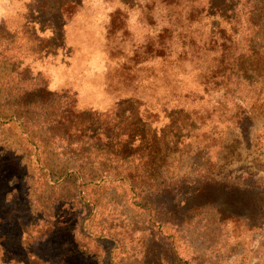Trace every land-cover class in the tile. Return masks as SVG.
Returning a JSON list of instances; mask_svg holds the SVG:
<instances>
[{"label":"rangeland","instance_id":"obj_1","mask_svg":"<svg viewBox=\"0 0 264 264\" xmlns=\"http://www.w3.org/2000/svg\"><path fill=\"white\" fill-rule=\"evenodd\" d=\"M212 2L228 28L235 0ZM179 11L86 0L64 22L55 3L0 0V264H264V92L227 74L220 89L208 69L226 56L210 52L208 22L188 35ZM247 35L236 40L245 59ZM73 109L109 141L73 134L71 145L45 127ZM236 110L246 127L232 124ZM78 165L86 176L147 173L154 189L215 181L249 191L256 208L251 223L223 222L216 206L175 220L151 195L143 211L122 185L85 200L57 181Z\"/></svg>","mask_w":264,"mask_h":264},{"label":"trees","instance_id":"obj_2","mask_svg":"<svg viewBox=\"0 0 264 264\" xmlns=\"http://www.w3.org/2000/svg\"><path fill=\"white\" fill-rule=\"evenodd\" d=\"M43 1L55 3L57 12L60 13L64 22H67V18L72 17L77 11L82 9L86 0ZM162 1L165 6H170L174 9L180 7V11L176 13L187 17L188 35L192 34L191 29L194 25L202 23L200 28H204V22H208L210 28L209 30L207 28V43L210 52H215L220 49L221 56H226L220 58V62L216 59H212L213 64L208 70H211V73L215 74L214 79H221L219 75L227 74L229 75L228 79L233 77L237 82H242L250 87H256L261 93L264 92V58L259 55L260 50L258 51V49L252 47V44H254L259 45L260 49H262L264 45V3H262V1L235 0L231 9V17L229 20H226V24L229 25L228 28H223L221 23L223 20L220 21V18L215 15L218 13L210 9L209 6L217 8V4L213 3L212 0ZM121 3H124V0H121ZM222 3L223 2H220L218 5H222ZM243 3L251 8L245 15L242 11H239ZM65 15L69 17L65 19ZM221 16H224V14L222 13ZM256 20H259L260 23L257 24ZM243 22H245V24L247 23V26H245V24L242 25ZM248 32L249 35H247L245 39L250 38V40L248 42V53L245 59L242 55V51L237 49L236 40L239 36L241 37V34H247ZM229 54H231V57L228 56ZM222 82L220 89H226L225 80H222ZM260 96L261 94L259 93L258 97ZM72 113L76 115L72 121L62 118L59 121L45 123V127L48 129L51 128L52 125H55L54 128L61 133V135L57 137L62 140L66 139V142L71 145L70 139L73 134L79 136L74 144H79L77 142H80L84 138L89 142H93L98 138L100 139L101 136L104 140L109 141L106 134H101L100 130L94 131L93 116L75 109H73ZM231 114L234 118L232 124L238 128L246 127L251 121L250 116H247L244 111L239 112V110H236L235 113ZM11 121H13V119ZM54 175L52 174V179ZM148 177L150 178V175L147 173H142L141 175L126 173L123 176L119 174L112 176L105 170L99 172L98 175L86 176L83 174L81 166L78 165L73 171L64 173L61 177H57V181L60 182L63 180V182L74 184L77 190H79L81 197L85 200H87L88 196H91V193L89 194L87 190H92V187L102 189L114 185H122L132 194L134 199H137V201L135 200L136 203L141 202V205H139L140 209L143 211L146 209L145 207L142 208L143 203H145V199L151 195L154 199L161 201L162 206L166 205L170 207V211H168V209H165V211H167L166 214L174 216L173 219H175L176 216L178 217L180 212L185 211L187 213L189 210L216 206L215 208H218V211L222 210L219 211V213H224V219H221L223 222H252L246 217L245 213L248 212L246 211L248 209L256 208L254 201H252V204L248 202V200L253 197L249 191H241L233 186H222L215 181L200 182L197 180L178 182L175 186L170 188L163 187L161 189H154L150 187L151 185L148 183L150 182ZM148 193L150 194L147 196ZM93 196H95V193H93ZM183 206H186V208H183ZM182 216L183 215L180 217ZM168 226L175 227L174 224L169 222H160L158 225L160 229L167 228ZM174 262H176V258Z\"/></svg>","mask_w":264,"mask_h":264}]
</instances>
